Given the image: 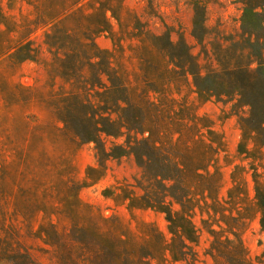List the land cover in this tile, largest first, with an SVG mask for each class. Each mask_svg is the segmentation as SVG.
Listing matches in <instances>:
<instances>
[{
    "label": "trees",
    "instance_id": "trees-1",
    "mask_svg": "<svg viewBox=\"0 0 264 264\" xmlns=\"http://www.w3.org/2000/svg\"><path fill=\"white\" fill-rule=\"evenodd\" d=\"M124 2L0 0V264L32 263L12 220L31 224L39 217L36 232L57 264H200L192 245L200 243L202 231L210 236L204 255L213 264H254L242 234L257 216L264 223L263 175L251 164V190L246 168L236 165L222 195L225 139L183 95L186 87L200 103L230 96L203 86L211 74L223 87L232 82L222 72L203 76L184 41L144 31ZM22 4L29 13L8 12ZM38 30L53 56L44 93L12 79L21 64L37 61ZM100 36L112 40V49L98 45ZM128 40L135 43L126 47ZM237 87L235 95L242 96L243 86ZM248 105L239 153L254 158L247 142L252 139L257 149L251 133L264 129V120L255 102ZM105 137L114 139L110 146ZM89 142L96 144L99 167H88L81 183L74 157ZM128 155L143 170L142 193L119 186L114 199L130 212L164 214L169 236L146 221L135 231L81 200V188L104 176L108 160Z\"/></svg>",
    "mask_w": 264,
    "mask_h": 264
},
{
    "label": "rangeland",
    "instance_id": "rangeland-1",
    "mask_svg": "<svg viewBox=\"0 0 264 264\" xmlns=\"http://www.w3.org/2000/svg\"><path fill=\"white\" fill-rule=\"evenodd\" d=\"M247 1V0H246ZM125 0V10L135 16L139 26L153 35L169 34L177 43L184 41L190 53L199 65L203 76L213 71L222 72V78L232 82L231 86L219 85L211 74L203 82V86L216 88L219 92L231 91L230 96L222 95L198 102L197 94L184 88L183 95H189L194 101L200 116L211 120L214 130L225 139V152H221L219 166L223 173L221 194L226 195L232 186L231 174L234 166H244L246 176L252 190L253 182L251 164H255L264 179V129L253 131L259 145L247 142L254 158H246L239 153V145L243 139L240 119L250 116L248 102H255L260 120H264V110L260 101L264 100V0ZM31 9L25 5H17L8 12L19 15L20 12L29 13ZM33 42L39 49L37 61H26L14 70L12 79L34 89V93H44L51 83L49 64L52 54L44 44V30L33 34ZM97 43L104 49H112V40L106 36L97 38ZM134 40L125 42V46L132 45ZM128 54H131L128 51ZM129 66H135L132 61ZM231 70V71H229ZM238 84V85H237ZM237 86L241 88L242 96L235 95ZM240 98V100H238ZM32 110L34 122L41 120L40 114ZM251 126V125H250ZM250 132H248V135ZM113 138H104L108 146ZM122 142L121 139L117 140ZM95 143H84L74 157L76 179L84 183L88 167H99L95 153ZM104 176L95 182H89L80 190V198L84 203L93 205L97 212L109 219H118L133 230H137L139 223L146 221L153 223L163 233L169 236L168 223L164 214L151 209L130 212L122 200H115V193H121L117 187L130 185L136 194H141L138 187L143 182V170L131 155L110 159L106 164ZM196 222L201 227L200 216ZM39 217L33 223L12 220L22 244L28 248L31 264H57L52 248L42 240L38 232ZM10 222V221H9ZM243 241L248 248L254 264H264V223L262 216L253 219L242 234ZM210 244V236L202 231L200 243L192 245L197 252L200 264H213L204 255ZM3 264H10L6 261ZM169 264H184L181 261H170Z\"/></svg>",
    "mask_w": 264,
    "mask_h": 264
}]
</instances>
